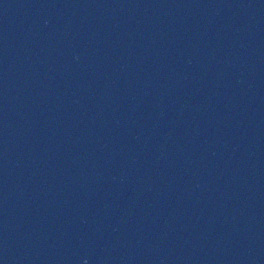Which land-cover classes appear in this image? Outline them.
Here are the masks:
<instances>
[{"label":"water","instance_id":"water-1","mask_svg":"<svg viewBox=\"0 0 264 264\" xmlns=\"http://www.w3.org/2000/svg\"><path fill=\"white\" fill-rule=\"evenodd\" d=\"M263 39L264 0H0V262Z\"/></svg>","mask_w":264,"mask_h":264}]
</instances>
